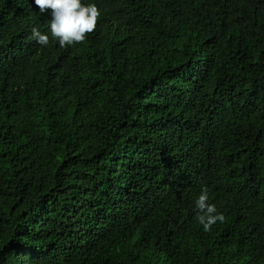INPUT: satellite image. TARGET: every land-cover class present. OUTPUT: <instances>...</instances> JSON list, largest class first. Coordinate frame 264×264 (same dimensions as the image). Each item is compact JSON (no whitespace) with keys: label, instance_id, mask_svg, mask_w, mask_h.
<instances>
[{"label":"trees","instance_id":"1","mask_svg":"<svg viewBox=\"0 0 264 264\" xmlns=\"http://www.w3.org/2000/svg\"><path fill=\"white\" fill-rule=\"evenodd\" d=\"M83 3L0 0V264H264V0Z\"/></svg>","mask_w":264,"mask_h":264},{"label":"clouds","instance_id":"2","mask_svg":"<svg viewBox=\"0 0 264 264\" xmlns=\"http://www.w3.org/2000/svg\"><path fill=\"white\" fill-rule=\"evenodd\" d=\"M41 13L51 10V20L47 33L32 29L31 39L40 46L49 44L50 36L61 48L85 41L86 36L95 31L100 12L94 3L85 4L83 0H34ZM196 221L205 232L217 222L223 223L225 216L216 205L209 202L207 187L201 189L194 201Z\"/></svg>","mask_w":264,"mask_h":264}]
</instances>
